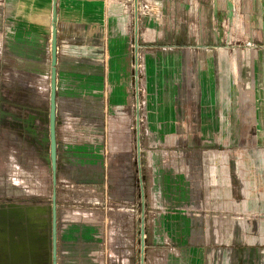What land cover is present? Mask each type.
Wrapping results in <instances>:
<instances>
[{"label":"rangeland","instance_id":"374dc122","mask_svg":"<svg viewBox=\"0 0 264 264\" xmlns=\"http://www.w3.org/2000/svg\"><path fill=\"white\" fill-rule=\"evenodd\" d=\"M236 5L234 23L177 22L173 15H168L171 18L168 21L159 15L160 10H155L158 23L151 29L154 37L146 35V25L138 20L139 47L134 65L138 74L133 77L127 106L117 114L118 124L127 128V136L108 139L109 144L115 141L118 148L115 152L105 153L102 147L105 143L100 122L102 106L92 103L89 120L86 116L83 120L82 115L75 114L89 113L87 109L65 105L67 114L61 112L60 124L68 129H60L58 136L61 148L56 185L57 264H179L181 257L186 258L187 264H203L195 258L204 259L205 256L204 264H262V210H245L237 205L229 209L205 206L195 198L196 187L189 183L193 179L190 165L184 158L185 152L196 146H256L262 143V137L251 134L233 138L221 132L217 136H197L192 122L186 121H171L176 128L168 133L169 122L161 120L164 102L170 97L176 113L185 110V105L178 102V98L184 96L178 93L187 89L180 87L189 86L191 76L194 80L198 77L196 73L183 71L184 68L169 74L164 66L170 58L181 65H191L195 57L187 56L196 54L201 56L196 59L205 64L206 60H214L217 52L264 50V0L261 6L259 0H240ZM143 11L138 10V14ZM220 11L226 17L227 10ZM244 14L251 18L250 21L262 22H243L241 16ZM188 16L189 21H194L193 11ZM223 61L220 57V64ZM168 80L170 96L166 89ZM197 90L199 92L200 88ZM0 92L8 98L36 104L47 112V74L14 72L0 66ZM136 115L140 147L138 180ZM122 148L129 151L127 156ZM106 159L111 169L105 179ZM184 180L188 185L181 187L186 194L179 195V182ZM50 185V171L45 161L37 158L15 130L1 127L0 198L28 190L42 203H48ZM77 210L84 214L77 216V223H74L73 213ZM142 217L143 253L140 250ZM77 227L74 241L70 234Z\"/></svg>","mask_w":264,"mask_h":264},{"label":"crops","instance_id":"0c3cea01","mask_svg":"<svg viewBox=\"0 0 264 264\" xmlns=\"http://www.w3.org/2000/svg\"><path fill=\"white\" fill-rule=\"evenodd\" d=\"M238 1L240 0H56L57 135L59 136L60 129H68V126L61 127L60 124L61 112L64 111L63 115L67 114L65 105L87 109L89 113L78 112L75 115H82L83 120L86 116L89 120L91 104L98 103L103 110L100 119L105 137L103 150L105 153L115 152L118 149L114 145L115 141L113 140L114 144H109L108 139L127 136V128L118 124L117 114L122 113L128 104L135 69L138 70L134 66L139 47L137 43L135 49L138 20L146 25V35L153 37L151 29L158 23L155 10H160L159 15L168 21L171 19L168 15H173L177 22L234 23ZM52 4L53 0H0L1 67L20 73L47 74L49 78ZM140 9L144 11L139 16ZM225 9L226 17L220 11ZM242 9L246 11L244 7ZM192 11L194 21H189L188 15ZM155 13L158 15V12ZM241 19L243 22L247 20L246 23L262 22L250 21L247 14L242 15ZM187 57H195L193 64L181 65L178 60L170 58L164 66L169 74L184 68L183 71L198 75L196 80L191 76L189 86L180 87L188 90L178 93L184 96L178 98V102L185 105V110L176 113L174 107H171V97L164 102L161 120L169 122L166 131L171 133V128H176V124H171V121H186L192 122L193 132L197 136L211 137L221 132L222 135L233 138L251 134L262 137V143L256 146H196L185 152L184 158L189 163L193 176L189 183L196 187L195 198L204 202L207 207L225 206L229 209L237 205L245 210L259 208L264 216V50L249 48L226 50L222 54L217 52L214 60H206L205 64L203 60L196 59L200 55ZM220 57L224 60L221 64ZM220 73L226 75L220 76ZM166 89L170 96L169 80ZM136 95L138 100V94ZM134 134L138 180L137 115ZM122 152L126 156L129 153L127 148H122ZM109 169L111 168L106 159L105 179ZM183 185H188L187 180L179 182V195L185 193V189L181 187ZM73 214V222L77 223L76 217L84 213L77 210ZM74 229L70 235L75 241L78 227ZM181 258L179 264H187L186 258ZM199 258L195 259L204 264L207 257ZM209 260L212 261V257Z\"/></svg>","mask_w":264,"mask_h":264},{"label":"flooded vegetation","instance_id":"af4514ba","mask_svg":"<svg viewBox=\"0 0 264 264\" xmlns=\"http://www.w3.org/2000/svg\"><path fill=\"white\" fill-rule=\"evenodd\" d=\"M48 108L8 98L0 92V128L7 126L15 130L23 143L27 144L40 161H45L51 177V195L48 203H42L32 191L11 193L0 198V212H6V245H0V264H50V207L52 175L49 163ZM56 137V185L59 171L60 141ZM57 196V192H56ZM40 208V209H39ZM41 208L45 209L44 214ZM13 209V210H12ZM42 214H39L37 212ZM20 212V215L17 213ZM14 217L8 218V214ZM57 212V261H58V205ZM10 222V223H9ZM1 224V222H0ZM11 224V225H9ZM1 228V226H0ZM11 234V238L9 236Z\"/></svg>","mask_w":264,"mask_h":264},{"label":"water","instance_id":"95a60500","mask_svg":"<svg viewBox=\"0 0 264 264\" xmlns=\"http://www.w3.org/2000/svg\"><path fill=\"white\" fill-rule=\"evenodd\" d=\"M56 0H53L52 4V16H51V40H50V67H49V102H48V138L49 140V163L52 175V196H51V207H50V264H57V212H56V137H55V124H56V51H57V42H56ZM135 49H137V41H135ZM137 70L135 69V74ZM138 157H139V143L137 144ZM141 198L143 200V192L141 191ZM40 209V208H39ZM39 209L37 212H39ZM13 210V209H12ZM42 213L44 214L45 209L41 208ZM143 211V203H142ZM20 215V212L17 211ZM39 212V214H42ZM6 212H0V245L5 246V235L3 227L7 225L6 223ZM14 217L11 215V212L8 214V218ZM10 223V222H9ZM11 225V224H9ZM11 238V234H9ZM144 249V230H143V217L141 219V228H140V250L143 253ZM143 256L141 255V260Z\"/></svg>","mask_w":264,"mask_h":264}]
</instances>
